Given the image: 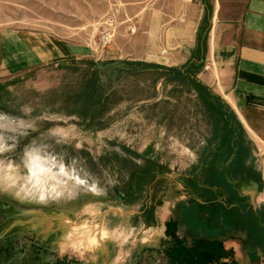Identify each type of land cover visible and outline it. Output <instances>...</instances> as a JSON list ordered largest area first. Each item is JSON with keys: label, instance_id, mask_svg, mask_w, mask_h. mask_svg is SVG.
<instances>
[{"label": "rangeland", "instance_id": "rangeland-1", "mask_svg": "<svg viewBox=\"0 0 264 264\" xmlns=\"http://www.w3.org/2000/svg\"><path fill=\"white\" fill-rule=\"evenodd\" d=\"M183 2L0 0V32H39L80 50L77 59L49 61L20 72L11 65L9 73L1 68L0 51V191L61 207L55 216L60 221L67 219L64 210L73 212L75 223H66L95 225L98 246L108 236L95 224L104 213L112 223H152L185 191L202 201L196 213L202 224L209 220L215 232L227 230L222 211L226 168L249 165L258 174L259 188L246 191L251 204L245 208H262V226L251 213L240 215V226L250 234L236 264H264V141L242 142L240 157L237 145L227 147L239 130L225 107L213 102L212 110L203 111L192 95L178 88L170 91L172 85L165 81L155 84L156 70L126 75L117 70L123 64L94 60L114 51L141 58L147 46L157 48L158 22L171 23ZM108 19L113 20L115 37L105 49L109 53L96 55L93 40ZM131 24L134 31L128 28ZM88 61L103 63L90 66ZM205 186L214 187V193H206ZM0 202L2 208L15 205ZM145 205L149 210L141 214ZM114 207L121 211L116 219ZM62 224L50 238L69 234L70 228ZM142 225L132 235L146 230ZM131 232L121 227L111 234ZM213 247L197 254V264H227L236 258L232 247L223 255Z\"/></svg>", "mask_w": 264, "mask_h": 264}, {"label": "crops", "instance_id": "crops-1", "mask_svg": "<svg viewBox=\"0 0 264 264\" xmlns=\"http://www.w3.org/2000/svg\"><path fill=\"white\" fill-rule=\"evenodd\" d=\"M183 3L173 12L171 23L158 22L154 30L159 34L157 48L147 46L141 58L110 51L114 54L94 60L143 61L172 67L195 65L196 79L224 103L223 107L236 120L238 136H232L228 144L243 145L246 140L259 144L258 141H264V0H184ZM0 51L4 73L10 72L11 65L19 72L29 71L49 61L80 57V50L68 43L23 30L0 32ZM197 202L202 203L185 191L170 203L163 216L158 213V220L152 223H112L106 212L95 224L108 231V236L92 250L77 244L83 240L96 243L95 225L88 221L90 229L73 227L75 218L68 210H64L67 219L62 216L60 221L55 213L47 212L51 220L39 222L36 208L19 207L24 215L19 218V225L37 241L42 238L54 244L53 264H197V254L211 251L214 244L221 255L231 247L236 249L238 260L242 250L239 241L226 236V231L215 232L209 220L202 224L196 215ZM251 208L255 212V207ZM113 209L116 219L121 211ZM206 211L209 212V207ZM67 220L71 223H66ZM61 224L74 229L64 238L58 233L50 238L48 234ZM141 224L146 230L132 235ZM121 227L131 228V234H111L113 229Z\"/></svg>", "mask_w": 264, "mask_h": 264}, {"label": "flooded vegetation", "instance_id": "flooded-vegetation-1", "mask_svg": "<svg viewBox=\"0 0 264 264\" xmlns=\"http://www.w3.org/2000/svg\"><path fill=\"white\" fill-rule=\"evenodd\" d=\"M236 150L238 156H243L240 152H243L244 149H240L237 145ZM239 165L241 166V163ZM229 167V169L226 168L224 174L226 175V179L223 182L222 188V211L226 215L224 220L229 224V227L225 230V234L228 237L237 239L239 245L242 247L244 244L243 237L246 238L250 234L249 231L240 226L239 222L244 218L243 216L247 218L249 216L248 213H251L250 218L254 219L258 227L259 225L262 226V220H260L262 208H256L255 212L246 211L247 209L245 208L246 203L251 204V195L246 191L253 190L250 188L252 184L249 179L259 183V178L258 174L249 165L239 168L236 164H229ZM231 176L235 178L232 179ZM205 187L206 193L208 192L211 195L214 193V187ZM210 201H208L209 204L211 203ZM143 208L145 209L141 214L149 210V207L146 205ZM216 209H213V212ZM241 214L243 215L242 217L240 216ZM23 216L20 214L19 208L14 205H4L3 208L0 206V264H53L51 249L54 244L42 238H39L37 241L33 234L27 232L28 230H22L19 225V218ZM70 228V230L74 229H72V226ZM83 242L86 243L85 246H81V243L77 245L89 250L97 247L96 243L91 240H83ZM237 262V258H233L232 260L229 259L227 264H236Z\"/></svg>", "mask_w": 264, "mask_h": 264}, {"label": "trees", "instance_id": "trees-1", "mask_svg": "<svg viewBox=\"0 0 264 264\" xmlns=\"http://www.w3.org/2000/svg\"><path fill=\"white\" fill-rule=\"evenodd\" d=\"M102 64L103 62H93L88 61L87 64ZM104 63L109 64H123V67L118 68L117 70L129 75L136 72H141L144 70H156L157 74L154 77L155 84L157 81H165L172 85L170 91H174L178 88L181 92H186L190 96L194 97L193 101L198 103V106L204 111L212 110L214 108V104H218L220 106H224V103L214 94L208 90V88L202 84L199 80L195 77V70L197 67L195 65H184L181 67H172V66H163L158 64L147 63L143 61H130V60H115V61H106ZM114 68V67H113ZM112 70V69H111ZM95 72H92L94 75ZM92 81L91 84H94V79L90 78ZM93 85V86H94ZM173 85L175 88H173ZM183 87V88H181ZM173 89V90H171ZM229 126H226L228 128ZM226 146V144H225ZM228 148H232L231 144H227ZM214 172V170H213Z\"/></svg>", "mask_w": 264, "mask_h": 264}, {"label": "water", "instance_id": "water-1", "mask_svg": "<svg viewBox=\"0 0 264 264\" xmlns=\"http://www.w3.org/2000/svg\"><path fill=\"white\" fill-rule=\"evenodd\" d=\"M250 183L252 184V189L255 191H258L259 188V183L249 179ZM0 200H10L15 203L14 206L16 207H22V208H36L37 211L39 212V217L38 221L39 222H46L47 220L50 221L51 216L47 214V212H53L57 213L58 210H60L61 207H57L56 205L53 204H48L39 200L35 199H28V198H18L16 196L11 195L9 192L6 191H0ZM64 210V208H63ZM56 220V219H55Z\"/></svg>", "mask_w": 264, "mask_h": 264}, {"label": "built area", "instance_id": "built-area-1", "mask_svg": "<svg viewBox=\"0 0 264 264\" xmlns=\"http://www.w3.org/2000/svg\"><path fill=\"white\" fill-rule=\"evenodd\" d=\"M106 26L104 29L100 32V34L93 40V51L97 55L101 51H103L107 46L112 42V40L115 37V26L113 24L112 19H108L106 21ZM128 28L131 31H134L136 29L135 24H131L128 26Z\"/></svg>", "mask_w": 264, "mask_h": 264}, {"label": "bare ground", "instance_id": "bare-ground-1", "mask_svg": "<svg viewBox=\"0 0 264 264\" xmlns=\"http://www.w3.org/2000/svg\"><path fill=\"white\" fill-rule=\"evenodd\" d=\"M250 187V186H249ZM255 194H257V193H255ZM257 197H258V195H257Z\"/></svg>", "mask_w": 264, "mask_h": 264}]
</instances>
